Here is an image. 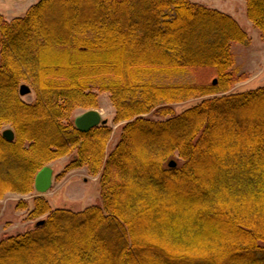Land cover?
Segmentation results:
<instances>
[{
    "label": "trees",
    "instance_id": "obj_1",
    "mask_svg": "<svg viewBox=\"0 0 264 264\" xmlns=\"http://www.w3.org/2000/svg\"><path fill=\"white\" fill-rule=\"evenodd\" d=\"M246 5L264 39V0ZM250 39L192 0H38L0 13V199L34 191L37 173L72 152L64 172L87 166L103 197L79 211L42 193L20 202L28 220L45 217L0 240V264H264V85L229 91L244 79L232 43ZM185 72L213 80H157ZM101 92L125 121L110 151L108 122L84 132L69 119ZM175 153L183 163L171 166Z\"/></svg>",
    "mask_w": 264,
    "mask_h": 264
},
{
    "label": "rangeland",
    "instance_id": "obj_2",
    "mask_svg": "<svg viewBox=\"0 0 264 264\" xmlns=\"http://www.w3.org/2000/svg\"><path fill=\"white\" fill-rule=\"evenodd\" d=\"M37 1L38 0H0V13L11 20L13 17L22 16V14ZM192 1H197L204 5H208L209 7L218 8L225 13L231 14L236 18L239 24L244 27L249 37H251L249 43H232L231 49L235 53L236 60L235 68L239 73L238 75H244V79L237 82L229 91L252 89L257 86H263L264 39L260 37L259 29L254 26L253 22L246 14V0ZM201 75L207 77L206 74H203L202 72L198 74L185 72L176 74L175 76L165 74L164 76H159L157 80L164 83L193 82L202 77ZM210 80H213V76L208 79V82ZM26 84L30 87L31 92L22 96V99L24 101L32 102L36 97V93L30 84ZM98 98L99 101L95 107L86 108L80 106L74 108L69 119L74 121L75 118L79 117L84 112L91 109H97L101 114V119H106L108 125L113 130L107 148V150L110 151L120 141L119 139L125 121H115L114 116L116 108H114L109 92H101ZM199 99H191L188 100V102L177 103L173 106H175L176 112H179L189 104L198 102ZM146 115L154 119L162 118L157 115L155 116L153 113H148ZM7 128L13 130L10 123H5L3 130H6ZM73 154H75V152H72L70 155L61 156L47 164V166L53 168V182L51 189L44 193V195L48 197L50 205L53 208L66 207L79 211L85 209L86 206L89 205L99 204L100 206H103V197L100 195L99 174H92L89 171V168L84 165L82 167L74 168L71 171L64 172V169ZM171 161H175L177 165L183 163V159L180 158L178 153H175V156H173L169 162ZM37 195H40V193L35 188V190L30 191V193L9 191L0 199V240L11 234L31 229L38 221L45 217L44 215L38 219L28 220L27 210L19 207L20 202H27L30 204Z\"/></svg>",
    "mask_w": 264,
    "mask_h": 264
},
{
    "label": "water",
    "instance_id": "obj_3",
    "mask_svg": "<svg viewBox=\"0 0 264 264\" xmlns=\"http://www.w3.org/2000/svg\"><path fill=\"white\" fill-rule=\"evenodd\" d=\"M216 82V80H214ZM20 94L22 96L30 93V87L25 83L19 88ZM75 125L80 131L88 132L92 127L100 125L101 123H106V119H101V114L97 109H91L84 112L79 117L75 118ZM2 135L8 140H14L15 134L12 129L7 128L3 131ZM171 166H175V161L170 162ZM35 188L39 193H46L52 187L53 182V168L51 166L43 167L36 175ZM39 223H42L40 221Z\"/></svg>",
    "mask_w": 264,
    "mask_h": 264
}]
</instances>
